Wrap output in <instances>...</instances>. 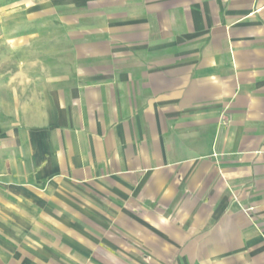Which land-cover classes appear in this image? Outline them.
Instances as JSON below:
<instances>
[{"label":"rangeland","instance_id":"374dc122","mask_svg":"<svg viewBox=\"0 0 264 264\" xmlns=\"http://www.w3.org/2000/svg\"><path fill=\"white\" fill-rule=\"evenodd\" d=\"M112 3L0 0V264H95L106 256L133 264H170L175 256L165 251L170 244L164 234L177 230L172 223L193 231L202 215L189 216L198 198L228 199L241 214L254 212L240 201L243 189L234 194L223 188L214 164L228 163L227 158L205 156L159 168L163 158L155 137L165 133L179 146L180 138L198 127L191 120L202 110L181 105L196 99L195 91L184 86L188 81L192 88L196 80L180 68L175 48L150 45L143 40L145 28L124 26L141 14L107 11ZM87 69H104L117 75L110 80L121 82L120 93L110 87L103 95L109 113L117 98L127 120L122 148L126 155L134 149L135 158L125 157V169L141 170L119 173L109 163L86 173L65 171L24 189L29 133L47 127L52 97L60 98L55 106L89 108L83 96L77 106L69 96L71 86L101 75ZM164 87L172 88L173 99L167 102L173 105L154 109L150 102ZM211 112L204 110L210 125L196 137L205 150L214 132ZM156 118L172 119L171 126ZM202 239L192 238L189 255ZM262 256L256 254L254 263L264 261Z\"/></svg>","mask_w":264,"mask_h":264},{"label":"crops","instance_id":"0c3cea01","mask_svg":"<svg viewBox=\"0 0 264 264\" xmlns=\"http://www.w3.org/2000/svg\"><path fill=\"white\" fill-rule=\"evenodd\" d=\"M110 1L114 6L110 4L107 11L141 14L138 20L124 26L145 28L143 40L150 45L175 48L180 68L188 72L187 78L196 80L192 88L188 81L184 85L186 90L195 91L196 99L191 104L182 100L181 105L200 109L203 116L199 112L197 118H192L198 127L190 129L185 139L180 138L179 146H174L165 133L155 137L163 158L159 168L205 156L227 158L228 163L214 164L224 180L223 188L234 194L243 189L240 201L254 209L250 214H241L236 203L228 199L223 202L219 197L213 201L210 196L198 198L197 208L189 214L194 219L202 213L193 231L172 223L177 230L169 229L164 234L170 244L164 249L175 256L170 264H258L254 263L255 255H264V0ZM162 13L160 20L158 14ZM95 71L101 75L91 74L93 77L84 83L69 88L75 106L82 96L89 100L86 111L72 105L55 106L60 98L52 97L53 114L47 116V127L29 133L28 149L24 151V189L65 171L86 173L89 168L109 163L119 173L141 170L125 169V157L135 158L134 149L126 155L122 148V128L127 120L117 98L113 113H109L103 95L110 87L120 93L121 82L110 80L108 77L117 75H108L104 69L86 70ZM171 92V87H164L158 92L159 101L158 93L154 94L152 107L173 105L167 102L173 99ZM205 109L212 110L214 130L207 150L196 139L210 125ZM156 120L171 126L172 119ZM110 129L114 132L110 133ZM174 157L180 160H172ZM178 236L186 238L177 241ZM196 236L203 239L189 255L186 248ZM89 252L93 254L95 250L91 248ZM92 263L133 264L111 256Z\"/></svg>","mask_w":264,"mask_h":264}]
</instances>
